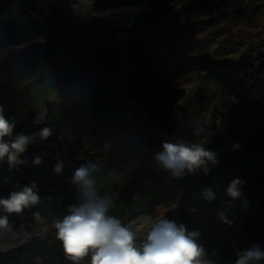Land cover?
<instances>
[{
    "label": "trees",
    "instance_id": "trees-1",
    "mask_svg": "<svg viewBox=\"0 0 264 264\" xmlns=\"http://www.w3.org/2000/svg\"><path fill=\"white\" fill-rule=\"evenodd\" d=\"M187 2L195 4L199 19L206 18L192 28L180 14ZM59 3L0 0V106L16 124L14 136L45 126L53 131L47 140L36 137L21 156L23 165L9 170L6 160L0 162V197L35 181L41 202L24 212L51 227L46 236L1 250L0 264H72L53 221L82 202L71 178L89 162L99 166L92 174L99 194L113 201L109 215L126 226L141 216L155 218L163 208L161 219L200 232L197 242L215 264H235L238 253L254 245L264 249V36L246 38L249 47L235 51L234 58L201 54L180 61L185 69L194 64L202 72L199 92L190 98L165 69L163 43L148 31L161 21L168 22L163 32L186 30L193 36L214 23L250 29L264 18V0H94L85 21L74 26ZM204 111H212L218 127L203 124L208 123ZM40 113L44 120L33 124ZM148 121L176 142L213 151L218 163H209L207 174L201 170L173 178L149 162L122 183L103 154L79 138L84 129L99 125ZM36 155L42 158L39 166L33 164ZM58 160L64 164L60 175L52 171ZM236 178L244 181L242 195L232 199L226 190ZM207 188L215 199L204 198ZM0 215L5 213L0 210ZM146 233L137 234V246Z\"/></svg>",
    "mask_w": 264,
    "mask_h": 264
},
{
    "label": "clouds",
    "instance_id": "clouds-1",
    "mask_svg": "<svg viewBox=\"0 0 264 264\" xmlns=\"http://www.w3.org/2000/svg\"><path fill=\"white\" fill-rule=\"evenodd\" d=\"M44 118V113L38 114L33 124L39 125ZM15 128L14 120L8 118L5 109L0 106V162L6 160L9 170L26 162L21 156L36 137L44 141L53 135L52 129L45 126L32 135L19 133L14 136ZM236 147L239 148V145ZM162 148L163 151L154 154V160L173 178H183L186 173L195 174L201 170L207 174L209 163H218L217 155L199 144L164 142ZM41 162V156H34V165L39 166ZM63 170V161L58 160L52 171L60 175ZM98 171L99 166L92 162L81 164L75 169L71 182L80 191L82 202L70 205L69 214L53 221L56 238L62 242L66 258L72 264H80L88 257L91 258L90 264H215L214 260L208 258L204 246L197 242L200 232L189 231L183 223L177 224L168 219L152 222L150 218H142L141 222L150 227L142 245L137 246L136 233L132 227L109 215L113 201L99 194L92 175ZM243 184L244 181L239 178L234 179L226 190L227 195L232 199L240 198ZM215 195L211 188L203 190L207 200L215 199ZM40 202L41 196L35 181L21 190L12 191L7 198L0 197V210L5 213L0 215V230L11 229L9 216L21 215ZM220 215L227 222L224 214ZM260 261H264V249L254 245L238 253L235 264H258Z\"/></svg>",
    "mask_w": 264,
    "mask_h": 264
},
{
    "label": "rangeland",
    "instance_id": "rangeland-1",
    "mask_svg": "<svg viewBox=\"0 0 264 264\" xmlns=\"http://www.w3.org/2000/svg\"><path fill=\"white\" fill-rule=\"evenodd\" d=\"M93 1L60 0L59 6L70 14L69 22L71 23V20H73L71 25L74 26L80 20L85 21ZM188 3L183 6L180 14L182 18L189 19L187 26L192 28L195 23H199L206 18L199 19L200 17L194 11L196 7L193 8L195 4L191 6V3ZM174 18L173 22H178L179 18ZM263 22L264 18L259 24L257 23L250 29H234L224 24L214 26L216 24L214 23L209 31L193 36L186 30L174 34L168 31L163 32L161 27L163 26L167 29L168 22L161 21L150 27L148 31L158 42L163 43L161 48H164L162 60H164L165 69H169L173 73V78L179 83L180 88L189 94L190 98H196L195 95L199 92L202 72L194 64L186 66L187 68L185 69L184 63L180 61L186 60L189 55L197 56L201 54L208 55L214 60L224 57L234 58L236 57L233 55L235 51L239 52L235 54H240L243 49L245 50L249 47L248 44L245 45L247 43L244 42L246 38H252L254 41L258 40V35L263 38ZM251 44L254 46L251 49L260 50L261 46H255L254 43ZM180 65H182V69H179ZM203 114L205 121L208 122L203 124H207L210 127H218L219 124L212 115V111L206 114L204 111ZM79 138L88 149L103 154L109 171L122 183L146 163L151 162L157 165L154 160V154L163 151L162 144L164 142H176L151 121L140 126L99 125L84 129ZM164 213L165 210L161 208L155 218L141 216L133 223L132 229L136 233V242L140 238L137 234L146 233L150 227V225H145L141 222L142 218L147 217L152 222H155L161 219ZM9 221L11 229L0 230V251H8L32 238L46 236L51 230V227L37 220L29 211L27 213L23 212L21 215H15V217L12 216ZM90 259L88 257L84 264H90Z\"/></svg>",
    "mask_w": 264,
    "mask_h": 264
}]
</instances>
